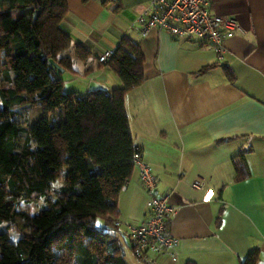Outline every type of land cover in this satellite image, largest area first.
<instances>
[{
    "label": "crops",
    "instance_id": "0c3cea01",
    "mask_svg": "<svg viewBox=\"0 0 264 264\" xmlns=\"http://www.w3.org/2000/svg\"><path fill=\"white\" fill-rule=\"evenodd\" d=\"M66 1L60 27L91 52L79 59L69 51L79 71H69L75 91L89 92L92 81L105 88L96 91L123 85L97 60L123 36L143 51L145 80L127 91L125 109L133 143L173 206L165 232L178 240L177 260H159L240 264L257 248L264 264V0H209L213 12L236 18L244 29L226 38L222 51L208 39L156 27L142 35L136 22L151 0ZM195 180L201 189L191 185ZM148 198L135 165L117 213L109 216L121 222L115 232L133 264L146 263L135 255L127 227L146 220ZM98 223L108 226L103 218Z\"/></svg>",
    "mask_w": 264,
    "mask_h": 264
},
{
    "label": "trees",
    "instance_id": "16d2710c",
    "mask_svg": "<svg viewBox=\"0 0 264 264\" xmlns=\"http://www.w3.org/2000/svg\"><path fill=\"white\" fill-rule=\"evenodd\" d=\"M67 10L66 0H0V224L19 233L0 232V264H129L109 216L136 165L125 96L145 80L144 55L123 36L107 64L121 87L65 91L51 59L77 74L73 57L91 56L61 29ZM24 106L40 109L28 128ZM259 258L255 248L240 264Z\"/></svg>",
    "mask_w": 264,
    "mask_h": 264
},
{
    "label": "built area",
    "instance_id": "2783aa9c",
    "mask_svg": "<svg viewBox=\"0 0 264 264\" xmlns=\"http://www.w3.org/2000/svg\"><path fill=\"white\" fill-rule=\"evenodd\" d=\"M136 26L142 35L156 27L179 38L208 39L219 51L223 50L226 38L244 32L236 18L213 12L209 0H151L148 8L138 16ZM114 53L115 48L103 49L97 60L107 65ZM133 156L139 169V178L149 194L146 220L127 227L134 252L151 264H163L160 258L176 261L178 240L165 232L166 221L173 213L169 196L156 193V177L152 167L144 161L140 149L136 148ZM191 185L199 189L203 187L200 180H195ZM113 223L119 226L121 222L114 218ZM148 251L156 258L151 259Z\"/></svg>",
    "mask_w": 264,
    "mask_h": 264
},
{
    "label": "rangeland",
    "instance_id": "374dc122",
    "mask_svg": "<svg viewBox=\"0 0 264 264\" xmlns=\"http://www.w3.org/2000/svg\"><path fill=\"white\" fill-rule=\"evenodd\" d=\"M61 76H62V78L64 79V82H65L64 85H63V89L65 91H75V90H77V88H78L77 83L75 81L73 82L72 80L71 81L68 80V79H71V77H72V74L69 71H66V72L63 71L61 73ZM75 79H80V78L76 77ZM20 112H21L20 118L26 122L24 127L28 128L29 124L32 121H35V119L39 116L40 109L38 107H35V106H33V107L32 106H24V107L20 108ZM25 118H27V120H25ZM43 206H45V203H44V199L41 198V197L33 199V201L29 204V208H31L34 211L42 208ZM120 225H121V223H120ZM1 231H6L9 234V236H10V238L12 240H17L18 237H19L18 231H16L13 228L8 227L6 222H2L0 224V232ZM130 240H131V238H130ZM131 242H132V240H131ZM132 244H133V242H132ZM127 253L130 254L129 252H127ZM131 255H133L132 252H131ZM141 259L142 258H140V260ZM128 262L130 264H133L130 258L128 259Z\"/></svg>",
    "mask_w": 264,
    "mask_h": 264
},
{
    "label": "water",
    "instance_id": "95a60500",
    "mask_svg": "<svg viewBox=\"0 0 264 264\" xmlns=\"http://www.w3.org/2000/svg\"><path fill=\"white\" fill-rule=\"evenodd\" d=\"M37 14H38V11H36L35 16H36ZM51 63H52L55 67H57L59 70L63 71V68H62L61 66H59V65H58L53 59H51ZM96 90H105V88L102 87V86H99V85H98L97 83H95L94 81L90 82L88 91H89V92H94V91H96ZM156 193H158V190H157V189H156Z\"/></svg>",
    "mask_w": 264,
    "mask_h": 264
}]
</instances>
